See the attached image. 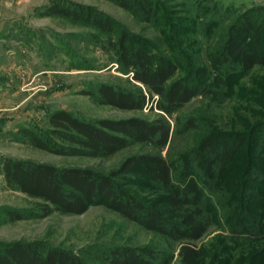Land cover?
<instances>
[{"label": "rangeland", "instance_id": "obj_1", "mask_svg": "<svg viewBox=\"0 0 264 264\" xmlns=\"http://www.w3.org/2000/svg\"><path fill=\"white\" fill-rule=\"evenodd\" d=\"M154 2L158 12L145 20L142 14L109 0H0V245L37 242L41 251L48 246L73 251L87 264H108L104 253L128 246L164 252L169 256L166 264H181L178 250L187 240L146 230L100 203L78 215L53 212L43 218L8 220L5 209H32L40 200L7 188L1 163L12 158L108 172L128 155L153 152L177 165L197 151L210 128L217 127L234 134V140L243 137L245 141L236 148L217 187L204 185L208 225L199 239L190 241L199 250L195 264H264V177L247 179L248 166L264 175V64L229 80L224 91L196 96L165 115L174 129H182L189 118L196 127L173 133L164 147L134 144L107 158L67 156L34 147L20 132L22 128L47 129V113L58 108L91 120L132 116L153 120L161 115L155 108L123 110L99 104L81 93L100 82L129 88L138 83L116 69L109 34L89 23L45 15L53 3L108 16L117 28L148 41L177 62L172 79L184 76L193 66L212 75L227 73V61L216 69L212 59L223 47L230 25L248 13L264 20V0ZM199 173L205 174L201 169ZM134 177L139 179L132 185L136 195L154 206L162 205L164 193L148 185L147 176ZM244 186L253 193L247 204Z\"/></svg>", "mask_w": 264, "mask_h": 264}, {"label": "trees", "instance_id": "obj_2", "mask_svg": "<svg viewBox=\"0 0 264 264\" xmlns=\"http://www.w3.org/2000/svg\"><path fill=\"white\" fill-rule=\"evenodd\" d=\"M109 1L132 13L142 14L145 20H150L157 11L154 0ZM45 15L89 23L109 34L108 43L116 69L138 83L129 88L100 82L82 94L118 109L155 108L161 112L153 120L136 116L91 120L58 108L47 113V129H20L31 145L58 155L107 158L134 144L164 147L173 133L196 127L195 120L189 118L182 129H174L165 115H171L196 96L224 91L229 80L246 75L255 65L264 64V20H256L250 13L230 25L223 47L213 56L212 66L216 69L226 61L229 63L227 73L212 75L201 66H193L190 72L175 79L172 77L178 67L172 57L125 28H117L108 16L61 3L48 6ZM233 136L212 127L200 140L197 151L185 156L177 165L159 153L144 152L126 156L108 172L5 158L1 173L6 187L40 202L32 209L7 208L4 214L11 221L43 218L53 212L78 215L100 203L146 230L187 240L180 245L178 256L181 264H195L199 250L190 241L199 239L208 225L204 214V185L217 187L236 148L244 143L243 137L234 140ZM250 145L253 151L257 142ZM200 169L205 174H200ZM247 170L249 181L257 176L264 177L257 167L248 166ZM137 174L147 176L148 185L164 193L162 205L154 206L136 195L132 185L139 180L134 177ZM207 176L215 179L210 181ZM243 190L247 192L244 198L247 204L253 193L249 187L244 186ZM41 248L37 242L1 244L0 264H87L73 251L54 246L44 251ZM104 258L108 264H166L169 261L164 252L128 246L112 248L104 253Z\"/></svg>", "mask_w": 264, "mask_h": 264}]
</instances>
